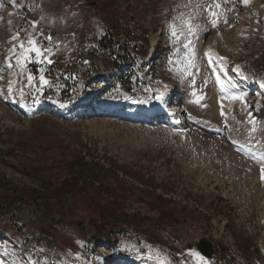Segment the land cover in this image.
<instances>
[{
	"label": "rangeland",
	"instance_id": "1",
	"mask_svg": "<svg viewBox=\"0 0 264 264\" xmlns=\"http://www.w3.org/2000/svg\"><path fill=\"white\" fill-rule=\"evenodd\" d=\"M214 2L221 4L219 9H213L219 14L216 27L211 24L212 17L206 9ZM196 3L201 5L200 9L195 8ZM188 4L189 0H0V65L8 55L12 35L19 29H25L27 31L22 32L20 38L26 39L33 32L32 21L38 22L37 33L43 31L52 35L59 45L52 57L53 64H30L37 78L36 86L41 89L39 92L36 87L27 86L25 77L14 75L11 70L0 73L6 77L0 80V89L4 90V94H0V176L25 189L41 190L40 180L35 177L37 172L46 171L59 184L66 176L64 163L77 153L100 159L106 166L110 164L116 169L107 182L111 183L109 193L115 198L113 201H118L119 210L138 213L144 219L140 229L149 239L158 242L151 247L140 243L134 235L125 236L122 231L126 228L106 225L108 243H105L107 240H102L103 243L96 241L88 247L83 236H92L94 228L88 224V219L99 218L98 206L78 201L64 210L60 203L55 202V206L49 208L58 221L55 228H48L39 221L18 234L19 242L16 243H11L8 236L0 235L3 243L0 258L7 264H30L18 251L23 249L27 235L40 231L53 237L48 246L59 249L61 264L126 261L124 256L127 253L145 257V261L156 264L149 257L157 252L167 255L176 264L172 251L178 252L180 264H202L192 255L193 252L200 254L196 244L202 238L213 243L219 256L225 253L242 257L245 264H264L261 163L239 156L230 144L231 140H237L254 149H264V105L261 110L257 109L258 113L253 112L252 103L260 96L259 91L248 93L241 84L240 93L236 96L243 99L233 100V95L228 94L223 99L226 106L218 107L217 95L203 58L204 50L209 47L227 54L231 62L247 64L253 57V63L258 60L264 66V31L261 29L264 0H250L247 5L241 0H193L192 5L183 6ZM256 8L260 11L257 12ZM193 13H197L193 23L203 30L195 39L196 67L186 69L184 52L182 49L176 52L170 42L168 26L173 22L179 26V17ZM118 23L129 29L140 27L148 31L147 43L152 62L146 63V68L153 73L157 70L154 77L159 82H155L152 76L148 80L153 85L161 83L162 88L170 82L178 87L170 110L175 112L171 117L182 118V124L168 125V114L157 116L154 122L132 120L139 116L145 101H131L136 98L132 99L114 80L118 72L107 63L106 54L102 53L85 56V59L93 64L91 68L105 73V81L94 76L85 84L100 89L107 82V89L116 88L120 98L91 103L86 113L81 108L72 110L69 105L50 102V89L68 88L69 82L60 66L70 67L79 59L77 48L82 26L91 27L99 37L104 33V25ZM121 35H124V28ZM166 48L169 50L164 51ZM41 68L45 69L50 87L38 83ZM253 77L251 75V79ZM9 80L18 81L15 91H8ZM21 87L24 88L23 97L19 93ZM144 91L151 92L148 86ZM234 91L236 89L230 88L229 93ZM92 94L101 96V93L93 91L85 93V96L94 98ZM126 101L130 104L125 116L101 113L111 103L107 107L116 111L118 108L115 106ZM254 119L258 123L255 124ZM209 129L220 132L211 133ZM260 157L256 155L257 160ZM121 171L141 179L151 177L155 188L140 192L135 188L139 185L137 180H125ZM158 193L184 208L175 222L165 221L160 226V213L150 204ZM104 199L111 198L104 196ZM82 221H86L82 225L85 232L78 228ZM189 244L194 245L191 251L187 249ZM184 254H188L190 259L183 260ZM203 260L210 264L208 259L203 257Z\"/></svg>",
	"mask_w": 264,
	"mask_h": 264
},
{
	"label": "trees",
	"instance_id": "2",
	"mask_svg": "<svg viewBox=\"0 0 264 264\" xmlns=\"http://www.w3.org/2000/svg\"><path fill=\"white\" fill-rule=\"evenodd\" d=\"M122 27L124 28V35H121ZM105 29L104 35L97 40L91 27L82 26V34L79 36L80 43L77 48L79 61L70 67H61L69 69V78L67 79L69 85H76L78 91L75 93L70 89H53L50 95L52 99L66 103L75 102L82 94L92 89L85 84L91 77L105 74L103 71L91 68L93 64L90 65V62L85 59V56L90 55L94 49L102 50L106 54L107 63L112 64L114 69H118L125 64L130 65V67L135 65L138 68V71L135 72L134 68L128 67L123 69L119 76H116V79L120 80V84L129 91H138L141 82H146V78L150 75L155 76L157 70L154 73L149 72L147 74L143 65H141L150 51V46L147 43L148 31L140 27L129 29L122 23L111 26L106 24ZM138 33H141L142 36ZM255 67H260L258 62L255 63ZM107 88L108 86L104 85L99 90V94L101 93V96L106 97L118 96V94L112 93ZM64 168L66 176L59 184L53 181L51 175L45 173L46 171L37 172L35 177L40 180L41 190L25 189L7 182L0 176V221L3 222L0 229H17L21 231L39 221H43L48 228H55V223L58 221L54 219L55 215L49 212V208L52 209L55 206L54 203L58 202L64 210H68L78 201H82L90 206H98L100 210L99 218L91 217L88 219V224H92L94 231L91 232V237L84 233L85 237L87 236L86 239H109V235L105 233V227L106 225H113L115 228H126L122 232H125L128 236L131 229L135 230L140 239L155 242L147 237L148 235L143 229H140L139 226L143 224L144 219L138 213L121 212L118 208L120 207L118 201H113L115 198L109 193L112 186L111 183L107 182L111 180L113 170H116L112 165L107 164L106 166L100 159L95 157H91L89 160L86 158V154L79 152L64 163ZM121 172L125 180H128L127 178L137 180L139 185L135 188L140 192L155 188L152 185L153 179L151 177L141 179L132 173ZM104 196L111 199L106 200ZM150 204L153 209L160 213V226L165 221L175 222L184 212L183 207H178L173 199H167L162 193L155 194ZM170 205H174V207H170ZM28 241L30 242L28 243L29 247L34 251L36 250L41 259L43 257H46V259L60 257L59 249L48 246V242L53 241V237L48 232L40 231L38 234L31 235ZM41 264H43L42 261ZM213 264H237V262L224 253L215 256Z\"/></svg>",
	"mask_w": 264,
	"mask_h": 264
},
{
	"label": "snow or ice",
	"instance_id": "3",
	"mask_svg": "<svg viewBox=\"0 0 264 264\" xmlns=\"http://www.w3.org/2000/svg\"><path fill=\"white\" fill-rule=\"evenodd\" d=\"M15 2V0H13ZM241 3L247 5L250 3V0H241ZM193 4V0H189L188 5H183L184 7H188L189 5ZM221 7L220 3L214 2L211 5H207L206 9L210 13L212 20L211 24L216 27L218 26V13L213 9H219ZM195 8L200 9L201 5L199 3L195 4ZM197 13H193L188 17L181 16L179 19L181 20V24L178 26L175 22L171 23L168 26V30L170 33V42L172 43L173 47L176 49V52H179L181 49L184 52V64L186 69H191L196 67V48H195V39L198 38V32L202 31L203 29L201 26L194 24L193 20L195 19ZM225 24L228 23L227 20L224 21ZM37 21H32L31 25L33 28V32L28 34L26 39H21V33L26 32L25 29L17 30L11 37V47L8 49V55L5 57L2 65H0V73L7 72L9 70L18 77L23 76L26 79L27 86L29 88L36 87V91L39 92L41 89L36 86L37 78L36 75L31 71L30 64H39L44 65L48 64L51 65L54 63L52 57L56 54V49H58L59 45L54 39V37L50 34H46L43 31H39L37 33ZM230 26V25H229ZM14 42V43H13ZM47 44V47L45 45ZM179 45L180 47L177 48L176 46ZM211 53V49L209 50ZM208 55V63H214L212 56L215 55L212 53ZM224 57H217L218 62L224 61ZM220 67L224 68L223 63H220ZM215 72L216 80L221 86L222 91H226L227 87L236 88L238 85L234 82V78L229 76L228 72L225 70L223 72V76L226 79L221 78L220 72L213 69ZM234 72L237 75H241V70L239 66L234 69ZM45 69L41 68L39 70V77L38 83L43 84L46 86H51V82L45 76ZM189 75L193 73L188 72ZM247 79V77H243ZM6 79L5 76L0 75V80ZM18 83L16 80H9L7 84V89L9 92L15 91V85ZM264 86V85H262ZM166 87V86H165ZM19 93L21 97H23L24 88L21 87L19 89ZM0 94H4V90L0 89ZM234 99H243L242 96H234ZM157 99H163V93H160ZM38 102V101H36ZM255 130V129H253ZM259 162L261 163V172H262V179H264V155L259 158ZM78 243H82L79 242ZM192 255L196 256L202 264H206L204 262L203 257L200 256L199 253L193 252ZM77 259H81V257L77 256ZM149 259H154L156 264H173L172 260L169 259L167 255H161L159 252L156 253L155 256L149 257ZM30 264H41L40 261H30ZM43 264H48V261H44ZM54 264V262H53ZM176 264H179L177 261Z\"/></svg>",
	"mask_w": 264,
	"mask_h": 264
},
{
	"label": "bare ground",
	"instance_id": "4",
	"mask_svg": "<svg viewBox=\"0 0 264 264\" xmlns=\"http://www.w3.org/2000/svg\"><path fill=\"white\" fill-rule=\"evenodd\" d=\"M236 37L237 36H235V38L233 39V40H235L236 39ZM173 89H175V90H173ZM175 91H176V88H175V86L174 85H172V83H169V84H167L166 85V87L164 88V93L165 94H169L170 92H173V93H171L172 94V97H171V99H173V97H174V94H175ZM178 91V90H177ZM95 93V92H94ZM91 96H93V97H95V94H92ZM91 96H89V97H91ZM87 99H89V98H87ZM87 99H84L82 102L83 103H86V101H87ZM79 104V102L78 103H76L75 105H78ZM112 104V103H111ZM110 104V105H111ZM110 105H107V106H110ZM117 105H119L117 108H120V107H125L127 104H125L124 102L123 103H119V104H117ZM106 106V107H107ZM232 107V106H231ZM107 108H110V109H112L111 107H107ZM116 109V108H115ZM156 109H159V108H155V111H156ZM226 109V108H225ZM143 110H145L144 111V113H147V112H150L151 110H146V108H144ZM117 111H119V110H117ZM228 112V111H227ZM232 115V114H231ZM233 117V116H232ZM141 119H143V116H142V118ZM243 144V143H242ZM243 145H245V144H243ZM261 156H262V154H261ZM258 159V158H257ZM136 260H133V262H135ZM112 264H115V261H113V263Z\"/></svg>",
	"mask_w": 264,
	"mask_h": 264
},
{
	"label": "water",
	"instance_id": "5",
	"mask_svg": "<svg viewBox=\"0 0 264 264\" xmlns=\"http://www.w3.org/2000/svg\"><path fill=\"white\" fill-rule=\"evenodd\" d=\"M197 247L199 248L200 252L204 255L208 257L211 256L213 249L208 241L204 239L201 240Z\"/></svg>",
	"mask_w": 264,
	"mask_h": 264
}]
</instances>
